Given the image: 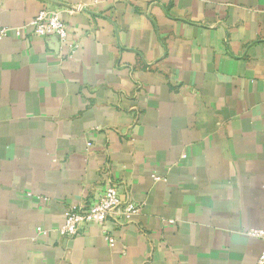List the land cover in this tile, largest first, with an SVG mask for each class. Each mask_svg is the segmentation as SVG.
<instances>
[{
	"label": "crops",
	"instance_id": "1",
	"mask_svg": "<svg viewBox=\"0 0 264 264\" xmlns=\"http://www.w3.org/2000/svg\"><path fill=\"white\" fill-rule=\"evenodd\" d=\"M44 8L65 44L14 34ZM3 28L0 264H256L264 0H0ZM110 179L133 221L61 236Z\"/></svg>",
	"mask_w": 264,
	"mask_h": 264
},
{
	"label": "built area",
	"instance_id": "2",
	"mask_svg": "<svg viewBox=\"0 0 264 264\" xmlns=\"http://www.w3.org/2000/svg\"><path fill=\"white\" fill-rule=\"evenodd\" d=\"M8 32L9 28H3L0 35H6ZM13 32L16 36L28 33L42 37L55 36L62 44L67 42L68 37V27L60 12L48 8L42 9L22 27L13 28ZM73 48L74 44H70V49ZM139 211L140 205L123 199L120 188L110 179L104 182L101 192L89 202L68 207L64 213V222L58 230L61 236L71 238L79 235L86 225L92 223L104 225L111 220L119 230H122L133 221ZM38 231L48 234V230L41 226L38 227ZM247 232L264 242V228L255 227ZM106 234L109 235L107 232ZM109 239L111 242L115 241L111 235ZM256 264H264V248Z\"/></svg>",
	"mask_w": 264,
	"mask_h": 264
}]
</instances>
